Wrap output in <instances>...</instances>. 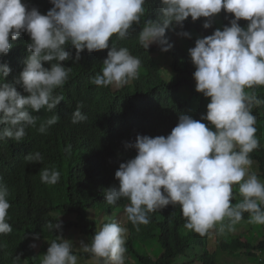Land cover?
Segmentation results:
<instances>
[{
    "label": "clouds",
    "instance_id": "clouds-1",
    "mask_svg": "<svg viewBox=\"0 0 264 264\" xmlns=\"http://www.w3.org/2000/svg\"><path fill=\"white\" fill-rule=\"evenodd\" d=\"M50 3L53 7L41 14L22 0H0V57L9 53L11 41L22 34L27 33L31 39L27 44L30 54L16 80L28 95H21L15 86L4 82L11 68L0 64V141H23L26 128L35 127L39 118L32 113L53 111L64 100L54 92L69 79L71 67L61 62L73 59L72 48L75 61L81 59L85 49L89 53L109 49L101 71L90 80L93 85L119 88L138 78L140 58L114 42L110 46V40L113 36L123 40L131 34L133 25L140 24L145 14L146 0ZM222 10L233 14L230 26L196 39L189 49L195 67V91L210 101L206 114L200 120L180 114L167 136L137 134L134 143L125 142V148H134L137 154L120 163L115 172L118 187L105 190L108 205H116L122 198L129 201L124 211L137 231L140 225L150 223L149 213L170 204L180 206L185 229L201 236L213 230L219 234L234 232L244 213L249 214V223L264 225V180L260 171L258 175L251 171L257 161L250 156L261 145L259 127L263 126L255 127L252 109L264 104L254 90L264 86V0H160L159 18L145 20L138 38L145 49L156 44L162 52H168L173 47L166 38L170 26L183 29L189 17L193 22L203 17V28L208 29ZM240 20L248 22L246 28L241 27ZM177 35L191 38L188 31ZM45 63L50 66L45 67ZM81 107L78 105L72 115L73 124L88 118ZM59 119V115H53L40 124L38 131L47 133ZM201 121L209 122V126ZM25 159L29 163L43 162L39 152H30ZM60 175L55 168L40 171L42 183L54 185ZM234 186L243 197L235 204L231 202ZM8 196L7 187L0 185V234L13 231L8 222ZM70 217L62 220H74ZM106 221L91 243L81 241L80 248L97 264H125L128 229L115 219ZM102 222L98 221V226ZM48 228L60 229L61 223H49ZM73 249L71 240L58 236L51 241L41 264H78ZM16 260H21L20 256Z\"/></svg>",
    "mask_w": 264,
    "mask_h": 264
},
{
    "label": "trees",
    "instance_id": "trees-1",
    "mask_svg": "<svg viewBox=\"0 0 264 264\" xmlns=\"http://www.w3.org/2000/svg\"><path fill=\"white\" fill-rule=\"evenodd\" d=\"M22 2L27 3L29 8L36 7L41 14H46L53 7L50 0ZM144 7L145 14L140 24L133 25L134 30L126 39L119 40L113 36L110 40V46L114 42L116 47H126L130 54L140 58L142 63L137 79L119 88L93 85L90 80L101 71L109 49L92 53L85 49L81 59L75 61V49L72 48L73 59L61 62L65 67H71L69 79L54 92L63 95L64 100L53 111L41 109L33 112L32 115L39 118L35 127L26 128L23 141H0V185L6 186L9 192L11 207L8 222L13 227L11 233L0 234V264H41L51 241L64 236V227H75L91 243L98 231V219L95 217L100 214L104 219L106 214L125 213L124 207L129 203L122 198L116 205H108L105 198V190L119 185L115 172L120 163L137 154L134 148L126 149L125 142L134 143L137 134L167 136L179 122L180 114L190 115L196 120L206 114L210 101L195 91V67L189 49L195 46L196 39L211 35L218 28L222 30L224 26H230L233 14H226L222 10L208 29L203 28L206 19L203 17L195 22L189 17L183 29L170 26L166 30V38L173 47L168 52H162L156 44L145 49L139 43V33L145 20L160 16V0H146ZM238 23L246 28L248 22L240 20ZM182 30L188 31L191 38L178 36L177 33ZM30 42V36L24 33L11 41L13 47L9 53L0 57V64L6 63L11 68L4 82L15 86L21 95L28 93L16 80L30 54L27 50ZM157 55H165L169 78L165 77ZM44 66L50 65L45 63ZM254 90L257 98L264 100V86ZM185 92L186 97L183 96ZM78 105L82 106L81 111L88 118L73 124L72 115ZM252 113L257 120L255 127L264 125V104L254 107ZM53 115H59L58 123L50 126L47 133L41 134L38 131L40 124ZM201 122L209 126V122ZM259 141L262 146L250 156L257 161L259 175L264 180V135H260ZM66 148H70V151H66ZM30 152H39L43 162L29 163L25 157ZM43 168L58 170L60 181L54 185L42 183L40 171ZM242 199L237 193L231 202L239 203ZM68 216H74V220H62ZM149 216L150 223L140 225L139 231L127 220V216L122 225L128 229L126 255L134 258L136 264H174L182 255L188 256L184 264H221L215 254L207 250L210 235L201 236L185 229L186 221L179 205L170 204L149 213ZM248 219L249 214L244 213L239 224L249 227ZM58 221L61 228L49 230L48 224ZM250 225L256 232L252 237L260 238L257 243H253L249 235L245 242L240 235H231L217 242L219 248L229 255L243 249L246 255L257 256L255 252L264 250V234L259 232L261 225ZM35 236L43 237L49 243L35 250L31 247ZM145 243L153 244H150L153 253L159 251L155 258L142 249L141 244L145 246ZM198 248L201 252H198ZM73 251L78 257L92 258L80 246ZM16 256H20L21 260L17 261Z\"/></svg>",
    "mask_w": 264,
    "mask_h": 264
},
{
    "label": "rangeland",
    "instance_id": "rangeland-1",
    "mask_svg": "<svg viewBox=\"0 0 264 264\" xmlns=\"http://www.w3.org/2000/svg\"><path fill=\"white\" fill-rule=\"evenodd\" d=\"M156 59H157V61L160 62L165 77L169 78L170 71H169V68L167 67V65L165 63V55H163V56L157 55ZM183 96H185V97L187 96L186 92L183 94ZM259 130H260V135H264V125L260 126ZM251 171L254 172L256 175H258L259 170L257 168V163L252 164ZM258 179L262 182V180L260 178H258ZM237 193H239L238 186H234L233 187L234 198L236 197ZM99 215L97 216L98 221L99 222L105 221V222H102L99 224L98 231L100 230V228L102 227V225L104 223L108 222L106 220H108L109 218H111V220L115 219L117 222H119L122 225L125 223V220H126V214L125 213H119L117 215H111V216L106 214L105 215L106 218H104V219H102ZM70 218L74 219V216H71ZM250 224L251 223H249V227L245 226V225L237 224L235 226L236 230L234 232H225L224 234H219L218 231L213 230L211 232V234H209L210 236H209V240L207 242V250L209 252L215 254L216 259L221 264H264V250L255 252L257 256H254V257L246 255L244 253L243 249L237 250L235 253L229 255L226 252H224L223 250H221L218 246L217 242L221 241L224 237H225V239L227 237L229 238V236H231V235H236V236L240 235L242 241H244V242L246 241V237H248V235H249L250 236L249 239L253 243H257V241L260 238H257L259 236H254L255 238L252 237V235H256V232L253 231L254 229H251ZM218 227L219 226H217V228ZM64 228L65 229H64L63 238L67 239V240H71L73 242V244H74L73 250L77 251L79 249L81 241L84 244H88V242L85 240L86 239L85 235L80 234V232L77 229H75V227H64ZM259 232L264 234V225H261V230ZM38 237H39V239H36V240L31 242V245L33 243L36 244V247L34 248L36 250H38L42 244L47 245L49 243L48 240H46L45 238L40 237V236H38ZM146 243H145V246L143 244H141L142 249H144L148 253L149 256H151L152 258H155L158 255L159 251L157 252V254L153 253L151 251V246L153 244H151V243L146 244ZM150 244H151V246H150ZM198 252H201L200 248H198ZM191 254H193L192 251H191ZM187 257L188 256H186V255L180 256L174 262V264H184L187 260ZM78 264H97V262L94 260L93 257L90 259H87L86 257H78ZM125 264H136V261L134 258L126 255ZM194 264H199V263L194 262Z\"/></svg>",
    "mask_w": 264,
    "mask_h": 264
}]
</instances>
